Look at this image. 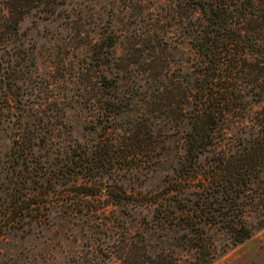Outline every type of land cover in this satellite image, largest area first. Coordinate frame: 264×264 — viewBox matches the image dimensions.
Instances as JSON below:
<instances>
[{
    "label": "rangeland",
    "instance_id": "rangeland-1",
    "mask_svg": "<svg viewBox=\"0 0 264 264\" xmlns=\"http://www.w3.org/2000/svg\"><path fill=\"white\" fill-rule=\"evenodd\" d=\"M45 1L20 20L10 51L25 70L0 119V264H128L129 247L155 256L182 233L161 190L183 158L189 124L146 102L163 54L167 80L189 70L194 51L177 15L184 5ZM102 39L108 88L92 61ZM109 109L118 113L108 118ZM212 234L228 241L222 229ZM178 254L182 264L192 256L184 247ZM212 264H264V227Z\"/></svg>",
    "mask_w": 264,
    "mask_h": 264
},
{
    "label": "trees",
    "instance_id": "trees-1",
    "mask_svg": "<svg viewBox=\"0 0 264 264\" xmlns=\"http://www.w3.org/2000/svg\"><path fill=\"white\" fill-rule=\"evenodd\" d=\"M40 1L47 3L0 1V119L25 70L17 68L10 53L19 38V22ZM178 1L184 5V14L177 13L179 24L194 51L190 67L169 81L163 54L161 70L154 74V98L146 103L176 124H189L183 158L161 190L171 195L168 201L178 211L173 226L182 233L155 256L129 247L128 264H182L180 247L192 254L187 264H212L264 227V0ZM108 42L95 41L92 47L104 88L110 86L103 69ZM117 113L109 109L105 114L112 118ZM78 187L84 195L98 196L92 184ZM213 229H222L228 241L217 243Z\"/></svg>",
    "mask_w": 264,
    "mask_h": 264
}]
</instances>
